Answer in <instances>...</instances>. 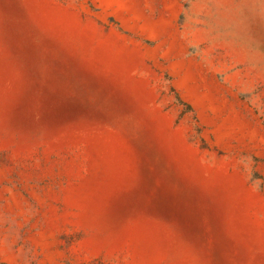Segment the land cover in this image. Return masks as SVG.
Wrapping results in <instances>:
<instances>
[{
    "label": "rangeland",
    "instance_id": "rangeland-1",
    "mask_svg": "<svg viewBox=\"0 0 264 264\" xmlns=\"http://www.w3.org/2000/svg\"><path fill=\"white\" fill-rule=\"evenodd\" d=\"M0 264H264V0H0Z\"/></svg>",
    "mask_w": 264,
    "mask_h": 264
}]
</instances>
